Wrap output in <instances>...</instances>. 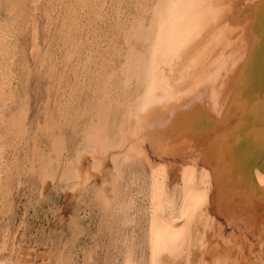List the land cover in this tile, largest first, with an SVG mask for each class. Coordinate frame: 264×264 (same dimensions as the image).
I'll list each match as a JSON object with an SVG mask.
<instances>
[{"label": "bare ground", "instance_id": "bare-ground-1", "mask_svg": "<svg viewBox=\"0 0 264 264\" xmlns=\"http://www.w3.org/2000/svg\"><path fill=\"white\" fill-rule=\"evenodd\" d=\"M153 4L148 25L129 32L148 42L123 71L139 90L114 138L100 98L66 199L138 159L151 178L146 264H264V0Z\"/></svg>", "mask_w": 264, "mask_h": 264}, {"label": "rangeland", "instance_id": "rangeland-1", "mask_svg": "<svg viewBox=\"0 0 264 264\" xmlns=\"http://www.w3.org/2000/svg\"><path fill=\"white\" fill-rule=\"evenodd\" d=\"M155 1L0 0V264L23 250L29 264H146L151 178L138 159L116 161V186L84 178L70 203L66 192L100 98L114 138L139 90L123 71L148 42L129 32Z\"/></svg>", "mask_w": 264, "mask_h": 264}]
</instances>
